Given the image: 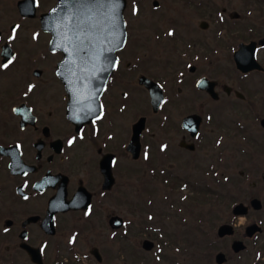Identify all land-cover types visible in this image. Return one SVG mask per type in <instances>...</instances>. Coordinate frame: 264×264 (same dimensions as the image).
I'll return each instance as SVG.
<instances>
[{
  "label": "flooded vegetation",
  "instance_id": "obj_1",
  "mask_svg": "<svg viewBox=\"0 0 264 264\" xmlns=\"http://www.w3.org/2000/svg\"><path fill=\"white\" fill-rule=\"evenodd\" d=\"M82 1L0 0V65L11 60L0 67V264H113L105 246L79 253L78 237L99 220L108 242L119 230L110 225L117 201L140 211L131 203V163L147 172L149 160L158 163L155 178L176 194H224L227 207L234 189L236 202L250 206L243 224L261 228L249 236L244 226L237 239H260L256 250L264 253V0H172L165 8L151 0L148 15H157L144 25L138 14L150 9L148 0H126L119 48L115 23L100 21ZM100 9L106 6L92 12ZM89 40L92 53L83 50ZM90 63L113 65L91 120L68 90V67ZM149 89H161L156 108ZM141 118L134 157L128 144ZM228 139L249 145L243 158L228 162ZM198 150L208 160L201 171L212 177L196 186L178 172L200 164Z\"/></svg>",
  "mask_w": 264,
  "mask_h": 264
},
{
  "label": "rangeland",
  "instance_id": "obj_2",
  "mask_svg": "<svg viewBox=\"0 0 264 264\" xmlns=\"http://www.w3.org/2000/svg\"><path fill=\"white\" fill-rule=\"evenodd\" d=\"M145 0H129L131 5L134 2ZM163 3V7L172 6V0H160ZM246 2V0H245ZM149 8L145 10L147 13L140 11L141 17L137 22H141L143 25L147 23L146 19L155 18L157 13L149 16V10H152L151 0H148ZM246 3L244 6L246 7ZM244 7V8H245ZM159 14L167 16L165 9L157 11ZM144 27L142 26V29ZM143 31V30H142ZM142 31H138V40L140 43L144 37ZM144 32V31H143ZM134 118H132L133 120ZM152 120V119H151ZM148 145L149 152L156 153L158 142L153 140L150 136L152 132H158V127L155 121L148 123ZM122 132V131H121ZM121 132H116L119 142L122 136ZM125 136H123V139ZM122 139V140H123ZM235 139H228L229 150L228 162H233L243 158L244 153L248 150V144L240 143L235 144ZM233 143V144H230ZM242 146L244 148L237 146ZM195 157L199 160V163L193 170L187 169V164L179 169L180 177H184V181L188 180L192 185H203L207 179L212 177L211 173H204L201 171L202 167L206 168L208 160L203 157V151L198 150ZM149 154V155H150ZM132 168V205H138L140 207L135 210L127 211L125 207L116 202L114 210L115 214L121 215L125 223L122 228L115 231L114 236H109L108 242L104 240L106 230L105 225L102 230L100 221L89 222V228H87L78 237L76 249L81 254H89L90 249L93 246H105L108 248L113 256V264H216L215 254L218 251L226 253L228 260L225 264H264V253L256 250L260 242L254 240H245L247 243V249L241 253H234L231 248V240L240 237L244 230V220L234 219L236 223L235 236L220 239L216 235V230L219 224L230 221V212L224 206L215 205L217 212L209 215L211 206L205 203L206 198L201 197L200 201L195 198V192H188L186 189H178L180 192L176 194L172 192L166 186H163L159 180L155 178L158 163L156 160H149L147 164V172L138 163H131ZM200 166V167H199ZM220 168H216L215 171L219 172ZM221 170H223L221 168ZM144 178V179H143ZM143 179L145 184V191L140 194L138 191L139 180ZM234 187V186H233ZM136 189V190H135ZM169 191V192H168ZM231 194L232 198H236L235 190H228L227 197ZM173 205H172V204ZM111 212V213H112ZM212 213V212H211ZM229 213V215H227ZM242 223H239V222ZM137 224V226H136ZM140 225L144 226L145 231L140 232L134 230ZM100 232L99 235L95 234V230ZM134 231L131 234L130 230ZM144 232H146L144 234ZM240 233V234H239ZM127 236L122 240L121 236ZM149 238L154 241V247L147 251L142 248V240ZM262 242V241H261ZM90 257V255H88Z\"/></svg>",
  "mask_w": 264,
  "mask_h": 264
},
{
  "label": "water",
  "instance_id": "obj_3",
  "mask_svg": "<svg viewBox=\"0 0 264 264\" xmlns=\"http://www.w3.org/2000/svg\"><path fill=\"white\" fill-rule=\"evenodd\" d=\"M80 5H83L84 9L88 7L90 9V13L95 15V13H99L95 17H98L100 21H109L115 27V42L116 48H119L123 45L125 40V27L123 22L122 12L125 6V0H104L101 3V0H83ZM99 6H106V9H100L97 12L94 11L95 8ZM86 15V14H85ZM85 21V18L83 19ZM90 24L87 26L89 29H92V21H89ZM92 36V33H89ZM103 36V34H100ZM86 44V43H85ZM248 48L250 46H244ZM83 50L92 53L93 51V41L89 40L87 46L83 47ZM113 65L110 67L105 66H95L90 63V65L85 66H69L68 67V74L71 76L69 79V86L68 90L71 94L72 102H78V107L82 109L85 114L89 115V120L96 116L100 111L99 106V98L103 91V88L107 82L108 76L112 69ZM97 71V72H96ZM152 96V103L154 108H156L158 102L161 99V91L155 92V90H150ZM144 118H141L139 122L134 125V133L132 136L131 143L129 144V149L133 152L134 157L138 155L139 151V134L144 125ZM198 127V123L196 126V130ZM256 200L253 201V203ZM257 203V202H256ZM254 203L255 206L259 207L260 205ZM247 206L242 203H238L233 208V213L236 215L246 213ZM111 222H115L116 226L121 224V219L119 217H114L111 219ZM260 230V227L257 225L249 226L247 228L248 234L251 235L255 230ZM234 232V228L231 224H221L217 229V235L219 237H224L225 235H231ZM153 245L152 242L145 240L144 247L146 249H150ZM232 249L235 252L245 248V244L242 241L235 240L232 242L231 245ZM215 260L218 264L224 263L227 258L223 252H218L215 255Z\"/></svg>",
  "mask_w": 264,
  "mask_h": 264
},
{
  "label": "snow or ice",
  "instance_id": "obj_4",
  "mask_svg": "<svg viewBox=\"0 0 264 264\" xmlns=\"http://www.w3.org/2000/svg\"><path fill=\"white\" fill-rule=\"evenodd\" d=\"M103 2H104V0H101V3H103ZM134 11H135V10H134ZM171 34H172V33L170 32L169 35H171ZM9 63H11V60H9L8 63H6V64L0 65V67H5V68H6V67H8V64H9ZM29 90H31V88H30Z\"/></svg>",
  "mask_w": 264,
  "mask_h": 264
}]
</instances>
